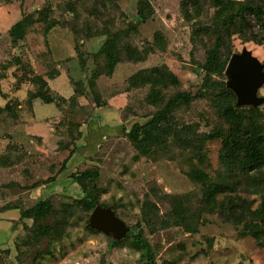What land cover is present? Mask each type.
<instances>
[{
  "label": "rangeland",
  "instance_id": "obj_1",
  "mask_svg": "<svg viewBox=\"0 0 264 264\" xmlns=\"http://www.w3.org/2000/svg\"><path fill=\"white\" fill-rule=\"evenodd\" d=\"M138 1L0 0V74L5 75L0 81L1 91L10 99L22 101L26 98V92L34 89L26 81L17 84L25 70L22 71L21 67L10 61L15 56L23 64H28L33 73L43 75L50 67L61 72L66 80L70 78L74 82L79 81L77 90L81 109L79 113L66 112L64 123L57 124L60 115L54 117L53 112L56 110L53 105H40L38 102H35L37 122L14 124L8 115L0 117V135H12L17 141L26 139L29 143L24 142L26 147H37V154L40 155L33 153L38 159L32 162L35 166L29 168H34V174L40 176L43 165L47 163H59L56 159L58 157L50 152L57 143L62 146L67 144V147L72 144L70 138H75L76 131L68 128L67 124L78 127L92 117L94 94L87 82L94 68L90 54L97 51L105 36L122 33L130 27V22L138 24L133 27L137 32L124 37V45L140 50L158 32L164 41L161 46L163 50L148 55L144 62L138 63L126 53V46L122 47V61L116 66L112 77L108 79L102 76L96 82L102 99L124 96V99L116 101L122 109L129 107L132 112L126 118L131 116L144 122L154 111L153 107L141 101L145 91H126L125 80L136 71L163 66L172 74L178 85L163 91L164 97L175 91L195 93L202 85V74L197 65L203 61L205 50L214 40L211 20L214 9L211 0H200L199 17L191 22L204 24L209 32L204 34V31H200L199 36L193 40L191 23L184 20L180 11L181 0H146L153 15L145 22L137 18ZM231 1L255 4L264 10V0ZM42 9L45 10L43 22H33L27 27L23 40L11 43L6 34L10 26L22 16ZM50 20L55 25L44 33L45 23ZM244 22L242 38L232 36L226 41V48L231 54L245 48L263 62L264 29L259 33L253 18L248 14L244 16ZM256 35L259 37L258 42L248 41ZM76 50L81 54L79 61H84L83 68L75 56ZM7 62L11 67L6 70L3 66ZM219 82H225L226 86L225 75L213 76L202 98L174 112L173 124L192 126L196 132L191 134L193 137L223 129L217 110ZM49 85L61 96L72 94L71 87L65 85L64 79L58 78ZM258 96L264 98V84L258 90ZM3 103L0 98V106ZM257 108L262 116L256 123L264 128V104ZM168 142V148L147 155L152 149L146 141L132 143L122 132L120 136L104 141L89 162L79 167V171L92 168L98 170L96 187L100 192L99 202L106 205L104 208L111 209L125 228L129 229L128 232H141L155 255L156 264H264V248L257 247L253 238L243 233L242 225L227 222L219 213L204 212L198 215L206 182L203 185L196 184L185 174L196 166L207 173L209 182L224 181V167L220 161L221 142L213 140L204 145L206 159L203 164H198L189 150L174 146L171 138ZM39 158L47 162L40 163L43 161ZM19 174V169L13 168L6 175L2 174L0 181H21ZM22 191L11 188L5 194L11 197ZM74 195L72 192V195L50 196L53 212L43 224L46 235L34 239L31 232L23 231L15 238L9 253H5L6 249L0 250V264H34V255L39 251L44 256L37 264H143L139 252L129 246V240L125 245H119L126 235L117 241L111 233L85 229L86 224L90 228L88 219L92 211L86 212L80 204H75L72 200L76 198ZM234 195L253 202V206L258 202V196L242 192L240 187L231 196ZM164 196L181 197L179 201L186 211L189 232L171 218L174 200ZM145 202L152 203L156 208L150 207L154 213L148 221L143 216L145 214L148 217ZM58 223L62 224L61 229L56 228ZM114 243L118 246H114Z\"/></svg>",
  "mask_w": 264,
  "mask_h": 264
},
{
  "label": "trees",
  "instance_id": "obj_2",
  "mask_svg": "<svg viewBox=\"0 0 264 264\" xmlns=\"http://www.w3.org/2000/svg\"><path fill=\"white\" fill-rule=\"evenodd\" d=\"M137 6V18L141 22H145L153 15V10L146 0H139ZM211 6L214 9L211 18L214 40L211 46L205 50L203 61L197 65V69L202 74V85L198 87L195 93L175 91L164 97L163 91L171 87L176 88L178 85V81L172 74L168 73L163 66L136 71L126 78V91L144 90L145 94L141 101L143 104L153 107L154 111L150 114L147 122L142 125L133 124L128 132L123 131V135L132 143L146 141L152 149L147 155L157 153V150L161 148H168L170 144L168 139L171 138L174 146L181 150H189L196 158L198 164H203L206 159L204 145L207 142L219 140L221 142L220 161L224 167V181L209 182L207 173L196 166L190 168L185 174L196 184L203 185L206 182L205 185L207 187L199 202L198 215L204 212L219 213L227 222L234 225H242L243 233L252 237L257 247L264 248V128L256 123V120L262 116L259 108H235V95L226 89L225 82H219L220 93L217 110L224 125L223 129L213 130L193 137L191 134L196 132L192 126H176L173 124V113L202 98L205 94L206 85L213 76L224 77L225 68L232 55L226 48V41L230 40L234 35L242 38V31L245 25L244 16L248 14L253 18L259 33L264 29V10L258 5L243 1L211 0ZM44 11L42 9L33 14L24 15L11 25L6 32L10 42L16 44L23 40L27 27L33 22L42 23ZM180 11L184 20L191 23L199 17L200 0H181ZM54 25L55 22L52 20L46 22L44 33L51 30ZM191 27L192 40L195 36H199L200 31H204V34L209 32L207 26L198 22L191 23ZM136 32L137 30L134 28L127 27L122 33L116 32L110 36H105L97 51L90 54L94 68L87 82L88 87L91 89L90 91L94 94L92 112L95 108L106 105V101L101 98L97 89V80L102 76L108 79L112 77L116 66L122 61L121 53L123 51L121 48L126 46L123 44L122 39ZM258 38L256 35L254 38L248 39V41L258 42ZM163 44L162 36L155 32L152 41L145 42V46L142 49L130 48L129 46L124 49L130 57L134 58V61L142 63L148 55L156 51L162 52L163 48L161 46ZM75 52L79 66L83 68L84 61H79L81 54L77 50ZM10 61L14 62V65L21 67L22 71L25 70L23 78L19 79L17 84L21 85L26 81L34 89H29L26 92V98L22 101L8 98L0 89V97L6 100L5 104L0 107V117L3 114L8 115L10 120L15 122L23 110L32 112L34 101H39L43 105H53L60 115V120L57 124L64 123L67 116L66 112L79 113L81 109L78 103L79 92L77 90L79 81L74 82L67 78L72 94L64 97L52 91L47 82V80L60 75L58 70L49 67L43 75H40L33 73L30 66L23 64L17 56ZM3 67L7 70L11 65L7 62ZM4 77L5 75L0 74V81ZM128 114H132L129 107L122 109L123 119ZM67 127L76 131L75 138H70V142L73 143L78 137L77 127L69 124H67ZM60 145L58 144V148L61 147V149L68 150V156L60 166L61 171L64 169L68 157L72 154V150L69 148L72 144L68 147L66 146L67 144L65 146ZM17 150H20V146L9 141L5 146L4 154L0 155V166L10 167L19 163L25 154H15ZM70 178L72 184L75 185L80 193V197L72 199L75 204H80L86 212L92 211L96 206L106 207V205L99 202L100 192L96 187L98 178V170L96 168L72 172ZM51 181L52 177H48L35 182L30 188ZM14 185L8 183L7 185H1L0 188H11ZM239 187L242 192L258 196V202L255 206H253V202L238 195L231 196ZM164 197L174 200L171 218L175 220L176 224L186 227V231L189 232L190 228L187 226L189 224L185 216L186 211L181 201H179L181 197ZM144 206L148 216L146 217L143 214L144 220L148 221L152 218V213H154L150 207L152 209L156 208L150 202H145ZM52 212L53 207L50 196L21 210V218L31 221L29 226H23V231L31 232L34 239L43 237L46 235L43 225L44 221ZM56 228L61 229L62 224L58 223ZM85 229L92 232L96 231L88 228L87 224ZM128 240L129 246L139 252L140 260L143 261V264H156L155 255L147 241L142 237L141 232L135 234L131 230L119 245H125ZM114 246H118V244L114 243ZM5 251L6 254L9 253L8 249ZM43 256V252H37L33 258L34 264H37V261Z\"/></svg>",
  "mask_w": 264,
  "mask_h": 264
},
{
  "label": "crops",
  "instance_id": "obj_3",
  "mask_svg": "<svg viewBox=\"0 0 264 264\" xmlns=\"http://www.w3.org/2000/svg\"><path fill=\"white\" fill-rule=\"evenodd\" d=\"M58 78L64 79L65 85L69 86L67 80L63 77L61 72L58 77L47 80L48 85L51 81H57ZM49 87L52 91H54L50 85ZM122 97L124 96H121L120 98H114L110 96L104 99L106 101V105L95 108L92 112V117L78 125L77 132L79 135L69 147L70 150H72V154L68 157L64 165V169L61 171L60 166L63 160L67 158L68 150L61 149V147L58 148V143L50 152H53L55 156L58 157L56 159L59 163H47L46 165H43V172L40 174V176H38L37 174L33 173L32 169L34 168L31 170L29 169L35 166L32 164V162L37 161L38 159L36 156H34V154L36 153L35 155H40V153L37 154V147L35 149L34 147H32V149L30 147H26V139L23 141H17L12 135H0V155L4 154L5 146L9 141L17 143L20 146V150H17L15 154H25L22 160L17 164H14L10 167L0 166V176L2 174L6 175L13 168H18L21 179V181H0V186L12 183L15 185L11 188L23 190L21 193H16L10 197L5 194V191L9 192L11 188H0V250H10L15 238L23 232V226H29L31 224L30 220L21 218V210L26 209L32 206L35 202L43 200L51 195H72V192H74V196H76V198L80 197L78 189L71 182L70 174L80 170V166H83L84 163L89 162V159L98 152V149L104 143V141L109 138L120 136L123 131L128 132L133 124L142 125L148 121L140 122V119L131 116L123 119L122 106L118 103V101H116V99H124ZM2 100L4 103L0 107H2L6 102V100ZM35 102L40 103L39 101L33 102L32 112H26L23 110L20 112L17 120L15 122H11L14 124H21L30 121L37 122L38 119H36L35 114ZM40 105L43 104L40 103ZM19 108L21 107L19 106ZM53 113L54 117L59 115L57 110ZM52 129L54 130V127ZM44 151L47 152L49 150ZM43 159L39 158V160L43 161L40 163L47 162V160ZM48 177H52L51 182L39 184L30 188V186L35 182L44 180ZM68 192L71 193L69 194Z\"/></svg>",
  "mask_w": 264,
  "mask_h": 264
},
{
  "label": "water",
  "instance_id": "obj_4",
  "mask_svg": "<svg viewBox=\"0 0 264 264\" xmlns=\"http://www.w3.org/2000/svg\"><path fill=\"white\" fill-rule=\"evenodd\" d=\"M129 25L133 28L138 24L130 22ZM224 75L227 89L235 95L236 107L257 108L264 104V98L258 96V90L264 84V60L260 62L252 56L250 51L243 48L241 52L231 55ZM88 225L105 234H113L117 241H121L129 231L110 208L100 206L92 210Z\"/></svg>",
  "mask_w": 264,
  "mask_h": 264
}]
</instances>
